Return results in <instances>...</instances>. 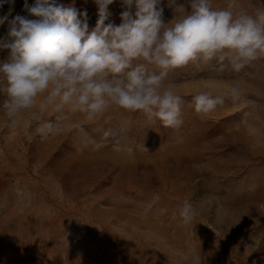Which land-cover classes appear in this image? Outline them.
Segmentation results:
<instances>
[{"label": "rangeland", "instance_id": "rangeland-1", "mask_svg": "<svg viewBox=\"0 0 264 264\" xmlns=\"http://www.w3.org/2000/svg\"><path fill=\"white\" fill-rule=\"evenodd\" d=\"M61 3L86 11L95 27L92 0ZM228 4L212 0L214 9ZM236 4L264 9V0ZM23 8L24 0H0V17L26 15ZM124 10L114 0L105 24L119 25ZM166 84L185 100L178 129L113 105L93 121L68 113L42 139L32 110L10 127L0 107V264H264V58L240 73L188 65ZM233 85L240 101L225 96L207 115L189 107L200 91ZM109 129L116 138H103Z\"/></svg>", "mask_w": 264, "mask_h": 264}, {"label": "clouds", "instance_id": "clouds-1", "mask_svg": "<svg viewBox=\"0 0 264 264\" xmlns=\"http://www.w3.org/2000/svg\"><path fill=\"white\" fill-rule=\"evenodd\" d=\"M92 2L98 20L91 30L87 12L61 0L31 5L24 0L26 15L0 17V25L7 22V34L0 38V51L8 52L0 59L5 96L0 107L8 126L15 127L21 114L32 110L35 133L44 139L59 130L68 113L93 121L115 105L178 129L185 100L166 84L172 71L196 65L218 74L240 73L264 58V9L249 14L236 0L219 9L212 0H167L173 18L165 22L162 0H122L125 10L115 25L105 24L114 0ZM225 96L236 102L242 93L237 85L226 94L200 91L189 107L207 115L224 104ZM51 113L58 114L55 122L43 119ZM110 137L117 133L103 132L104 139ZM191 211L186 204L180 215L188 218Z\"/></svg>", "mask_w": 264, "mask_h": 264}]
</instances>
